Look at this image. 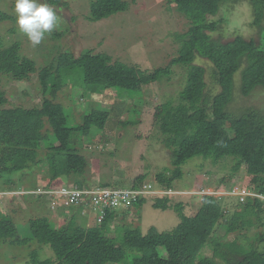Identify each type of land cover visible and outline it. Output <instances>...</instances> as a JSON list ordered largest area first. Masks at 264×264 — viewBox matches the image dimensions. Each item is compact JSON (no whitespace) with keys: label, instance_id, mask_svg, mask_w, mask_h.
Segmentation results:
<instances>
[{"label":"trees","instance_id":"trees-1","mask_svg":"<svg viewBox=\"0 0 264 264\" xmlns=\"http://www.w3.org/2000/svg\"><path fill=\"white\" fill-rule=\"evenodd\" d=\"M240 1L250 3L252 24L259 28L258 38L236 34L224 42L223 36H214L222 24L228 22L226 13H220V8ZM46 2L57 6L62 0ZM169 2L177 5L190 20V26L178 35L175 33L182 40L178 55L168 65L151 72L112 60L110 54L91 49H85L79 55L57 51L51 57L54 62L47 61L39 67L35 59L21 54L19 41L2 46L0 38V178L3 179L0 190L11 184L17 185L20 193H10L12 196L24 199L31 196L37 204H44L46 197L36 190L58 184H77L82 190L96 187L128 189L110 186L107 181L95 186L86 178L88 159L82 152L85 142L97 143V136L103 140V135L107 136L106 141L112 140L105 131L111 117L109 109L100 101L90 102L89 96L110 89L115 91L114 96L126 91L132 98L142 97L153 82L169 77L171 65L183 64L186 80L182 90L175 95L176 99L170 95L161 103L154 118L159 126L157 135L161 132L164 144L173 151L171 177L164 172L157 174V181L164 185L166 192L160 193L157 186L143 182L145 175L135 177L130 188L139 189L150 184L149 193L161 195L155 198L153 207L167 210L172 207L168 191L173 187V180L182 176V165L201 156L214 163L231 161V171L222 175H229L231 179L224 181L222 177L217 181L227 191L234 188L235 176L244 168L246 178L243 183L264 194V110L249 106L237 112L229 105L234 98L235 85L243 95H249L258 86L264 88V0ZM89 5L87 19L98 21L127 10L130 2L90 0ZM218 14L217 19L212 18ZM5 19L15 20V16L0 10V21ZM58 34L55 32L54 36ZM198 59L211 63L210 82L205 77V65L197 62ZM239 70L242 71L241 81L237 83L235 75ZM63 73H76L82 77L81 85L87 95L74 93L70 89L73 83L64 85ZM32 78L35 81L30 86L39 93L36 101L24 104L32 92L25 87L19 90L20 98L24 100L17 102L9 98L5 87L7 81L19 83ZM78 107L82 111L81 120L75 118ZM40 174L48 179L46 183L39 180ZM71 178L74 183L68 184ZM83 184L86 185L81 188ZM147 194L137 193L128 202L122 200L113 206H105L102 220L94 224L74 215L83 208L90 209L89 203L70 205L78 210L72 208L67 222L57 226L47 216L48 211L18 221L0 208V250L3 253L7 250L11 259L20 257L26 249L25 244L34 241L38 246L28 253V262L32 264H264V250L257 244L264 240L263 232L258 231L254 240L247 244L240 240L244 234L229 236L247 228V223H255L256 219L264 223L261 198L249 196L243 205H239L243 207L234 210L228 218L222 197L205 193L193 215L183 212L182 202L173 206L180 216L174 229L159 231L152 226L143 233L141 227H133L118 218L124 212L132 214L134 207L140 212ZM221 227L225 231L218 233ZM111 230H115L114 236L108 235ZM21 246L23 249L17 250ZM46 247L51 248V255L41 258Z\"/></svg>","mask_w":264,"mask_h":264},{"label":"rangeland","instance_id":"rangeland-1","mask_svg":"<svg viewBox=\"0 0 264 264\" xmlns=\"http://www.w3.org/2000/svg\"><path fill=\"white\" fill-rule=\"evenodd\" d=\"M128 1L130 6L127 10L98 21H91L87 19L90 0H62V3L57 6H51L46 0H41L56 12L57 26L51 32L45 33L40 44L33 45L27 35L20 31L16 23V0H0V10L15 16V20L0 21L1 45H10L14 41H19L21 54L35 59L39 67L46 64L47 61L49 63L53 61L51 57L57 51L73 52L75 55H79L85 49H91L96 53H108L112 60L138 66L147 72L168 65L170 60L178 55L182 45V40L177 38L175 33L177 32L178 35L179 32L188 30L190 20L178 10L175 3H170L169 0ZM220 9V13H226L228 22L223 23L220 31L214 33V36H223L224 42L232 39L236 34H241L246 38H258L259 28L252 24L253 12L249 2L229 3ZM219 16L220 14L212 18L217 19ZM12 28L15 30L12 31ZM55 32H59V34L54 36ZM197 62L205 65V77L210 82L211 63L206 59H198ZM170 70L169 77L153 82L151 86H148L150 89L142 97L132 98L126 91H121V95L114 96L115 91L110 89L101 94L92 93L89 96L90 102L100 101L109 109L111 117L105 126V131L112 138V140L106 141L107 136L103 135L105 137L103 140L97 136L99 140L97 143L85 142L83 145L82 152L87 155L88 159L86 178L92 185L96 186L107 181L110 186L128 188L133 184L135 177L145 175L143 182L151 183L157 186L159 190L163 189L164 185L162 186L157 181V174L164 172L166 176L171 177L174 168L172 163L173 151L164 144L161 139V132L157 135L159 126L154 120L155 111L170 95L176 99L175 95H178V92L182 90L186 80V68L183 64L171 65ZM241 72L239 70L235 75L237 83L241 81ZM61 80L64 85L73 83L70 89L74 90V93L81 94L83 92L87 95L81 85L82 77L78 74L63 73ZM33 81H35L34 78L19 83L12 80L7 81L5 85L7 95L11 100L21 102L24 99L20 98L19 93L21 91L19 90L25 87L32 92L31 97H28L24 104L33 103L39 94L34 87L30 86ZM90 102L88 105L92 106ZM88 105L85 103L84 108L86 107V110ZM229 105L237 112L249 106L264 110V88L258 86L249 95H243L235 85L234 98ZM80 107H78L79 109L76 108L75 113V118L78 120L82 119ZM131 109H134L133 112ZM72 113L74 117V109H72ZM70 117L72 120L71 114ZM231 164L230 160H220L214 163L210 158L195 156L182 165V176L175 178L172 182L173 187L168 191L172 207L167 210L154 208V200L161 192L158 195L154 192H148L147 201L139 209L140 212H137L134 207L131 208L133 209L132 214L124 212V215L119 216L118 219L125 220L131 226L141 227L143 233H146L152 226H155L159 231L172 230L180 222V216L173 206L182 202L183 212L193 215L198 211L205 193H213L218 198L222 197L224 208L228 210V218H230L234 210L243 207L239 205H243L249 196L256 197L255 190H251L253 187L247 188L246 184L243 183L246 178L244 168H241L234 180L235 186H242L245 191L252 192L243 201L240 200L239 196L232 195L229 191L230 194H227V190L223 186H219L217 181L223 177V174L231 171ZM38 178L42 183L48 181L42 174ZM230 179L229 175L223 177L224 181ZM2 181L3 179L0 178V184ZM69 181L71 183L67 182L68 184L74 183L72 178ZM76 185L67 186L71 188ZM85 185L80 187L83 188ZM19 190L17 185L12 184L6 189L0 190V208L4 212L12 214L18 221L37 215L41 216L44 211H48L47 216L57 226L67 222L72 208L78 210V207L63 205H60L62 206L60 210L52 209L48 196L46 197L47 203H39V205L35 202V197L29 196L30 198L24 199L17 197V195L16 197L11 195L20 193ZM9 194L11 196H8ZM46 195L48 194L46 193ZM259 196L262 199L261 208L264 210V194H259ZM238 200L239 203H237ZM95 213L94 208H86V210L83 208L82 212L74 215L80 220L87 218L89 224H94L99 222ZM262 215L264 216V213ZM76 218L75 220H77ZM262 220L264 222V218ZM246 227L237 233H231L229 236L235 237L237 234H244L242 236L247 240H244L242 236L240 240L247 244V242L254 240L258 231L264 233V223L257 219L253 224L247 223ZM224 231V227H221L218 233ZM108 235L114 236L115 230H111ZM257 244L259 249L264 250V240ZM23 246L18 247L17 250L23 249ZM37 246L38 244L34 241L28 245L25 244L26 249L24 252L22 250L20 257L12 259L7 250L4 253L0 250V264H32L28 262V253ZM49 248L43 249L40 254L41 258L51 255L52 250ZM8 249L14 251L13 248L8 247ZM207 254L210 255L211 251L208 250ZM217 260L220 259L217 258Z\"/></svg>","mask_w":264,"mask_h":264},{"label":"built area","instance_id":"built-area-1","mask_svg":"<svg viewBox=\"0 0 264 264\" xmlns=\"http://www.w3.org/2000/svg\"><path fill=\"white\" fill-rule=\"evenodd\" d=\"M150 184H144L142 188L139 189H112L108 187H96L92 189L82 190L79 188H70L65 185H59L58 187L48 190V196L50 197V207L52 209L58 208L60 205L70 206V205H84L89 203L91 208H94L95 215L98 217V221H101L103 218L104 208L107 205H115L120 203L122 200H127V202L134 198L137 193H147ZM45 192L44 190H40ZM158 192L165 193L166 190H158ZM232 194L240 196V199L246 198V191L242 186H235L230 192ZM256 196L259 194L256 193Z\"/></svg>","mask_w":264,"mask_h":264},{"label":"clouds","instance_id":"clouds-1","mask_svg":"<svg viewBox=\"0 0 264 264\" xmlns=\"http://www.w3.org/2000/svg\"><path fill=\"white\" fill-rule=\"evenodd\" d=\"M15 13H16V23L20 31L27 35L28 39L33 45L40 44L45 36V33L51 32L57 26L56 12L51 6H49L47 3L41 2V0H16ZM59 185L67 186V184H58L50 188H46V189L39 188L37 190L38 193L44 194V196L47 197L46 195L47 191L52 190L58 187ZM72 187L78 188L77 186H72ZM40 190H44L45 192H42ZM229 192L227 194H230ZM256 193L262 194L258 192ZM235 196L238 197V195ZM256 197L260 198V196H256ZM60 208H62V206H59L58 208H54V209L60 210Z\"/></svg>","mask_w":264,"mask_h":264},{"label":"bare ground","instance_id":"bare-ground-1","mask_svg":"<svg viewBox=\"0 0 264 264\" xmlns=\"http://www.w3.org/2000/svg\"><path fill=\"white\" fill-rule=\"evenodd\" d=\"M71 188H74V187H71ZM252 194V192H250V191H246V196H248V195H251ZM48 196V195H47ZM49 197V196H48Z\"/></svg>","mask_w":264,"mask_h":264}]
</instances>
